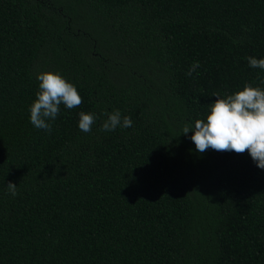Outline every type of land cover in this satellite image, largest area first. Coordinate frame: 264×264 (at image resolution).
Instances as JSON below:
<instances>
[{"label": "trees", "instance_id": "obj_1", "mask_svg": "<svg viewBox=\"0 0 264 264\" xmlns=\"http://www.w3.org/2000/svg\"><path fill=\"white\" fill-rule=\"evenodd\" d=\"M249 56L264 0H0V264H264V169L183 134L214 94L264 89ZM41 72L83 99L50 134ZM117 109L132 127L101 131Z\"/></svg>", "mask_w": 264, "mask_h": 264}, {"label": "clouds", "instance_id": "obj_2", "mask_svg": "<svg viewBox=\"0 0 264 264\" xmlns=\"http://www.w3.org/2000/svg\"><path fill=\"white\" fill-rule=\"evenodd\" d=\"M249 66L264 70V59L249 56L246 58ZM200 67L199 61L194 62L186 72L192 76ZM39 90L36 99L30 107V122L37 129L51 133L52 125L60 112V105L72 109L80 106L82 96L76 86L55 72L38 74ZM264 82V81H262ZM217 99L210 104V112L206 120H196L194 126L185 125L183 134L194 132L191 141L200 153L208 149L228 151L237 154L248 152L257 167L264 169V89L245 84L243 90ZM101 131H114L117 127L130 128L132 120L128 116L121 117L120 111L106 112ZM78 127L88 133L96 122L91 113H79ZM7 190L12 196L18 195L17 186L9 182Z\"/></svg>", "mask_w": 264, "mask_h": 264}]
</instances>
